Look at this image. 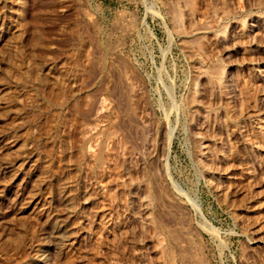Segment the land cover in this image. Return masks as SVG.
<instances>
[{
  "label": "rangeland",
  "instance_id": "374dc122",
  "mask_svg": "<svg viewBox=\"0 0 264 264\" xmlns=\"http://www.w3.org/2000/svg\"><path fill=\"white\" fill-rule=\"evenodd\" d=\"M56 227L49 264H264V0H0V264Z\"/></svg>",
  "mask_w": 264,
  "mask_h": 264
},
{
  "label": "bare ground",
  "instance_id": "6f19581e",
  "mask_svg": "<svg viewBox=\"0 0 264 264\" xmlns=\"http://www.w3.org/2000/svg\"><path fill=\"white\" fill-rule=\"evenodd\" d=\"M61 230V227H56L54 230L49 232L48 237L43 239L42 242L38 244V252L35 257V264H49L50 250L58 248L67 241L68 236L62 234Z\"/></svg>",
  "mask_w": 264,
  "mask_h": 264
}]
</instances>
